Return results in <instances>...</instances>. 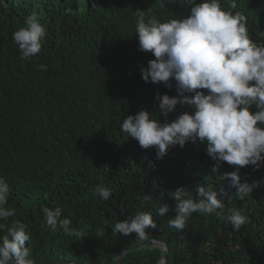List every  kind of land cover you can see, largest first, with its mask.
<instances>
[{
	"label": "trees",
	"instance_id": "16d2710c",
	"mask_svg": "<svg viewBox=\"0 0 264 264\" xmlns=\"http://www.w3.org/2000/svg\"><path fill=\"white\" fill-rule=\"evenodd\" d=\"M235 2L264 42V0ZM0 7V176L10 184L6 207L15 216L0 221V238L14 220L28 226L36 264L78 262L114 264L119 252L138 241L136 233L113 232L119 221L151 211L157 229L149 239L169 246L165 264H264V167L240 169L243 179L260 181L244 199L220 175L235 170L227 162L219 171L197 141L169 149L157 158L155 147L143 149L121 130L123 120L140 110L157 111V93L177 95L173 86L145 82L141 66L154 56L139 50L136 10L151 9L161 22L187 15V0H6ZM73 9L72 13L66 9ZM260 12L263 20L260 18ZM36 13L47 26L46 43L23 59L13 33ZM46 65L42 71L39 65ZM174 85V82H173ZM206 91V90H205ZM191 111L178 105L162 120ZM158 116V113H154ZM203 184L231 195L213 214L193 213L184 230L168 227L175 216L178 187L194 199ZM111 190L103 200L96 188ZM146 196L151 199L145 200ZM164 203L170 211H156ZM61 207L83 239L45 227L42 207ZM240 209L248 222L235 229L228 217ZM160 226V227H159ZM161 228V230H160ZM103 233L98 235L97 233ZM164 249L143 245L121 264H161ZM65 264V263H64Z\"/></svg>",
	"mask_w": 264,
	"mask_h": 264
},
{
	"label": "clouds",
	"instance_id": "9594fccd",
	"mask_svg": "<svg viewBox=\"0 0 264 264\" xmlns=\"http://www.w3.org/2000/svg\"><path fill=\"white\" fill-rule=\"evenodd\" d=\"M261 1L248 0V4L259 9L256 2ZM0 7H8L6 0H0ZM184 12L187 15L161 22L151 9L136 10L139 50L154 56L147 66H141L142 78L145 82H163L168 88L174 86L177 95L157 93L158 110L143 109L126 116L121 130L141 148L155 147L157 158H163L172 147L183 148L188 142L199 141L216 161L214 172L224 162L234 167L220 179L230 181L236 195L244 199L260 181L243 179L240 169L248 165L264 167V42L257 41V25L237 10L235 2L228 7L226 0H187ZM260 18L263 20L261 12ZM46 36L47 26L33 13L13 33V40L21 57L28 59L41 52ZM39 68L47 70L43 64ZM178 105L189 106L191 111L181 112L172 120L161 119L175 112ZM195 191L196 199L184 186L172 192L176 207L174 218L168 221L170 229L182 232L193 213H216L224 208L225 198H232L223 188L216 191L203 184ZM96 192L103 200L112 195L104 186H98ZM9 195L10 184L0 176V221L15 216V210L6 207ZM41 211L45 227L83 239V231L71 227L72 221L63 216L61 207L44 206ZM169 211L170 206L164 203L156 216L163 217ZM228 219L235 229L248 222L240 209H232ZM157 227L152 212L142 211L115 223L113 232L121 236L136 233L138 241H145L149 239L148 229ZM4 228L0 223V229ZM30 241L28 226L14 220L7 235L0 238V264H36Z\"/></svg>",
	"mask_w": 264,
	"mask_h": 264
},
{
	"label": "water",
	"instance_id": "95a60500",
	"mask_svg": "<svg viewBox=\"0 0 264 264\" xmlns=\"http://www.w3.org/2000/svg\"><path fill=\"white\" fill-rule=\"evenodd\" d=\"M143 245H155V246H159L162 247L164 249V254L163 257L161 259V264H165L167 259H168V254H169V246L166 242L161 241V240H157V239H150L147 240L145 242H135L134 244H132L131 246H129L128 248H125L124 250H122L121 252H119L116 256V259L114 261V264H121L123 259L125 258V256L132 250L137 249ZM82 264V263H78V262H70V261H66V262H59V263H53V264Z\"/></svg>",
	"mask_w": 264,
	"mask_h": 264
}]
</instances>
